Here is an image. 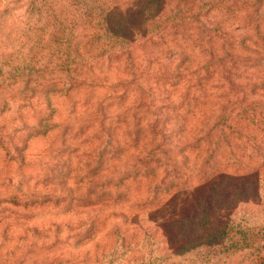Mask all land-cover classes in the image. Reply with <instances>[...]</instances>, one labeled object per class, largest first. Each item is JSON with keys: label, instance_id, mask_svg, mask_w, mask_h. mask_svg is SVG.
Masks as SVG:
<instances>
[{"label": "rangeland", "instance_id": "1", "mask_svg": "<svg viewBox=\"0 0 264 264\" xmlns=\"http://www.w3.org/2000/svg\"><path fill=\"white\" fill-rule=\"evenodd\" d=\"M1 4L0 264H264V0Z\"/></svg>", "mask_w": 264, "mask_h": 264}, {"label": "trees", "instance_id": "2", "mask_svg": "<svg viewBox=\"0 0 264 264\" xmlns=\"http://www.w3.org/2000/svg\"><path fill=\"white\" fill-rule=\"evenodd\" d=\"M134 8V7H133ZM137 8V7H136ZM134 9L132 8H127L125 11L119 7V6H114L109 9V13L107 15V21L108 23H117L114 20L119 14H122L123 16L120 17L121 22L117 23L115 27L111 26L109 32L111 36L115 39H120L125 42H131L133 43V34L135 32V27L132 25L133 24V15H134ZM138 14L144 15V12L142 9L138 11ZM135 16V15H134ZM134 27V28H133ZM127 31L128 34H131L132 37H128L124 35V32Z\"/></svg>", "mask_w": 264, "mask_h": 264}, {"label": "crops", "instance_id": "3", "mask_svg": "<svg viewBox=\"0 0 264 264\" xmlns=\"http://www.w3.org/2000/svg\"><path fill=\"white\" fill-rule=\"evenodd\" d=\"M1 2H2V0H0V8H1V5H2Z\"/></svg>", "mask_w": 264, "mask_h": 264}]
</instances>
